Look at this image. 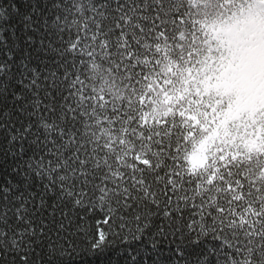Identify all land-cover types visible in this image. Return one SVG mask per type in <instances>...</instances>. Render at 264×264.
<instances>
[{
	"label": "snow or ice",
	"instance_id": "6c2138e0",
	"mask_svg": "<svg viewBox=\"0 0 264 264\" xmlns=\"http://www.w3.org/2000/svg\"><path fill=\"white\" fill-rule=\"evenodd\" d=\"M0 264H264V0H0Z\"/></svg>",
	"mask_w": 264,
	"mask_h": 264
}]
</instances>
